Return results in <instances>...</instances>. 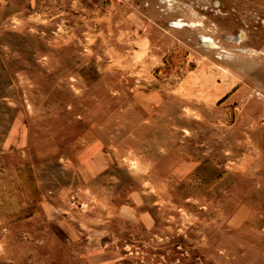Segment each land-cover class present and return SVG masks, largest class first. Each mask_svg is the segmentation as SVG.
Returning a JSON list of instances; mask_svg holds the SVG:
<instances>
[{"label":"rangeland","instance_id":"1","mask_svg":"<svg viewBox=\"0 0 264 264\" xmlns=\"http://www.w3.org/2000/svg\"><path fill=\"white\" fill-rule=\"evenodd\" d=\"M0 264H264V0H0Z\"/></svg>","mask_w":264,"mask_h":264},{"label":"trees","instance_id":"2","mask_svg":"<svg viewBox=\"0 0 264 264\" xmlns=\"http://www.w3.org/2000/svg\"><path fill=\"white\" fill-rule=\"evenodd\" d=\"M168 60H170V59H168ZM168 60H167V61H168ZM171 62L173 63V61H172V60H171ZM171 62H170V64H171ZM173 64H174V63H173Z\"/></svg>","mask_w":264,"mask_h":264}]
</instances>
